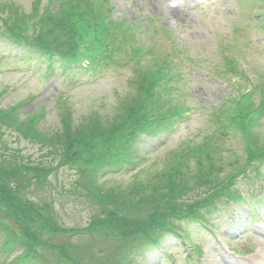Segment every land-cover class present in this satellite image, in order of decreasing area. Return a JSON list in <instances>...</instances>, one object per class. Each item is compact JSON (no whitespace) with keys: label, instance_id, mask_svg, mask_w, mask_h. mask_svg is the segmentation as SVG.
Wrapping results in <instances>:
<instances>
[{"label":"rangeland","instance_id":"1","mask_svg":"<svg viewBox=\"0 0 264 264\" xmlns=\"http://www.w3.org/2000/svg\"><path fill=\"white\" fill-rule=\"evenodd\" d=\"M85 1L79 0V3L74 5V9H77L76 6L79 5L78 10H82L85 14L86 8H89ZM160 1L111 0V3L114 4L116 15L121 17L125 15L129 21H139L146 19L145 12L146 15L160 14ZM58 2L60 0H0V8L8 7L9 11L3 13L11 15L12 28L21 31L22 28L24 30V26H27L32 31V35L43 37L52 42L53 48L60 49L69 46V41L61 26L62 14L59 12ZM105 7H107V0L99 2L94 13H98ZM237 9L238 12L233 17L237 20L235 26L230 18L215 17L213 19L214 25L219 28L218 32L213 26L196 22L192 16L187 19L178 14L180 29L185 37L183 41L189 44V50L196 60L200 59V55L206 60L197 65L192 63L182 65L185 80L177 79L173 82L172 92L176 98L175 102L165 103L162 107L156 105L154 115L158 118L165 112H178L181 106L187 107L189 112L186 116L179 118L173 129L154 135L153 130L148 128L151 121L146 118L154 105L150 104L145 108L143 94L152 86L157 58L167 61L164 54L168 51L169 45L164 42V30L157 26L153 28L151 25L149 36L153 34V30L157 31L153 36L154 39L148 42L140 39L133 43V45H148L140 61L136 62L125 49H122L113 55H108L102 62V67L99 68L98 76H94V72L79 74L82 82L76 84L68 82V77L62 69L56 71L54 78L47 80L41 75L39 67L29 65V57L26 58L27 61H22L27 54L22 56L23 52L19 54V50L24 48L29 50V48L16 42L6 47L0 41V156H7L9 153L13 161L21 164H25L23 158L26 157V162L32 165L36 162V158L41 156L39 147H43L44 153H50L49 151L54 150L56 144L62 146L67 143L68 138L98 134L104 130L110 131L114 126L122 125H125L123 130L116 128L110 132H112L111 143L124 147L130 142L134 143L130 135L140 122H144L147 129L140 131L143 134L141 139L144 151L149 155L148 159L138 172L125 171L101 181L102 189L109 192L111 197L127 196L129 200L133 199L134 196L136 197L135 187L138 186L142 191L136 198H141L153 190L155 185L168 184L170 180L176 185L196 188L199 182L203 184L227 178L230 180L229 176L238 169H244L247 163H251L254 167L256 161L264 159V115L257 120L258 126L248 128L251 136L244 137L240 134L239 128L235 131L228 123V116L233 110L228 113L227 107L221 108L225 99L229 97L235 105L239 106L238 99L231 96L237 95L239 93L237 90L245 89L246 85L242 86L234 82L235 80L230 81L228 76L224 75L222 58L220 60L222 57L220 45H236L238 53H241L237 63L247 69L252 82L264 78V42L259 43L255 40L257 35H262L263 38L264 27L252 25L244 34L241 33L247 40L240 37L241 31L238 28L241 22H245L242 20L244 13V20L251 16L250 12H247V5ZM258 13L259 17L254 21H258L260 25L264 22V0H261ZM19 15H25V17L27 15L30 23L26 18L25 24H22L18 19ZM74 17H71L72 22L77 21ZM38 21L42 23L38 25ZM5 23V19L0 21L1 31H6ZM145 26L148 27V22ZM134 29L140 31L142 28L134 25ZM112 35L116 40L115 29ZM142 36L145 38L146 33ZM204 50L205 52H201ZM167 66L176 67L174 71L180 70V67L174 64ZM165 71L168 74V69ZM171 80L172 77L169 74L167 81L158 80L156 91L165 93V85ZM29 94L33 97L29 98ZM62 100L64 102L66 100V103L72 106L64 104ZM261 100H264V93L259 92L245 100L246 112L250 114L251 104L255 103L258 107L257 104ZM133 105H138V108H131ZM241 116L242 113L235 114L236 118ZM172 118L170 117L171 120ZM131 119L133 122H129ZM156 124L163 125L161 121ZM69 128L73 130L72 137L68 136ZM145 133L150 134L151 137ZM254 139L259 151H255L251 145ZM245 141H248V144ZM73 142L82 143L77 139H73ZM92 143L96 141H91L90 145ZM48 144L50 145L47 149ZM83 146L80 145L79 148ZM82 150L90 151L88 147L74 148L68 154H62L60 161H76L81 157ZM195 155L196 159L193 158ZM177 157H186V159ZM248 157L249 160H247ZM213 159L214 163H207ZM248 173V177L238 181L239 190L242 191V195H245V199L233 202L222 201L206 215L216 224L219 236H215L207 229H202L204 227L193 221L186 222L185 219H180L177 223L188 229L191 233L190 240L182 242L172 236L165 237L163 246L170 254L166 262H162L163 259L160 258L162 257L160 254L163 255L162 251L149 245L152 257H149L148 262L144 260V264H237L239 261H235L231 255L228 256L227 250L241 251L246 239L251 235L255 241L259 242V247L262 249L260 253L264 256V243H261V240L264 241V231L255 229L259 233L256 234L249 229L252 219H258L253 218L250 207L256 204L253 203L257 199L256 193H264V165L261 175H255L252 170ZM52 176L54 173L49 175L50 180L47 184L31 182L24 188L23 194L29 198L30 202L46 211H48L49 198L56 199L58 211L55 219L65 226H83L90 215L93 216L95 212L100 211V203L94 196L75 186L72 170L60 169L57 176L53 177L59 186L54 184ZM23 179L24 176L19 180ZM26 211L37 217L23 214L13 218L10 215L3 221L15 227L17 233H21L23 237L28 235L38 238L41 235L31 244L30 259L37 257L36 253L46 252V259L50 264H71L64 259V254L55 248L54 242L62 244L72 241L78 245L74 251L84 256L82 263L94 264L95 258L80 243H90L99 233L90 235L80 231V234L71 236L70 233L65 232L58 236L53 230L45 228L41 222L45 219L47 222L51 221L48 214L40 216L29 206H26ZM5 213L3 212L0 218L5 216ZM147 213V211L137 210L133 216L141 219ZM260 220L264 221V217H260ZM23 222H27L28 226L22 232ZM244 235L245 238L242 237ZM5 236V233L2 237L0 235V264L10 263L20 247V245L4 247ZM192 242L200 246L202 254L194 253ZM252 249L255 250V248ZM188 255L191 261L187 259ZM20 261L21 259L15 260V264H27ZM30 262L33 263V260ZM247 262L248 258L244 256L242 263L247 264Z\"/></svg>","mask_w":264,"mask_h":264},{"label":"trees","instance_id":"2","mask_svg":"<svg viewBox=\"0 0 264 264\" xmlns=\"http://www.w3.org/2000/svg\"><path fill=\"white\" fill-rule=\"evenodd\" d=\"M77 9H74V5L68 4L65 7H62L59 9V12L62 14L61 16V22H62V27L65 30L64 33L68 37L69 44L71 45L73 43V39L71 38V33L70 30H72L73 27L78 26L83 22L85 19V14L82 12V10H78L80 8L79 5L76 6ZM0 16L2 17V20L5 19L6 23V31L1 32V38L2 39H8L10 41H22V45H28L29 47H39L41 49L47 48V47H52V42H50L47 39H43V37H37L35 34L32 35V31L27 27L24 26V30L22 33L21 31H17L14 28L11 27V15L3 13V12H8L9 9L7 8H0ZM72 9V12L70 13L69 10ZM12 12V10H11ZM72 16H75L74 19L77 20L76 22H72L71 18ZM17 17V16H16ZM15 17V18H16ZM26 18L29 19V17L26 15ZM19 19V18H18ZM17 20V19H16ZM20 21V20H19ZM22 24V21H20ZM30 23V19H29ZM41 21H38V25L41 24ZM37 26V25H36ZM42 35V33H39ZM7 41V40H6ZM39 54L40 51H36ZM41 56H37V60L35 61L36 63H39L41 61ZM15 111V110H14ZM111 131V130H110ZM108 130H104L99 132L98 134H91L88 136H80L78 137H72L73 135V130L69 128V134L72 137V139H77L82 143H77L76 145L82 144L85 147H88L90 152H100L104 147H107L110 140H111V134ZM91 137L93 139H91ZM92 143L90 145V143ZM103 153V152H102ZM99 153V154H102ZM96 155V154H95ZM91 156V155H90ZM92 157V156H91ZM178 158V157H177ZM180 159L185 160L186 157H180ZM84 164H81L79 166L78 171L80 172V175L77 179V184L85 187L88 189L91 193H93L102 203L101 206V212L102 214H94L88 228L91 229L92 225H97V226H102V224L105 222V220L109 218H114V219H120V218H128V219H136L130 216L131 211L134 208H138L141 206L142 209H147L148 213L145 217L141 218L144 219L143 221L139 222H146L148 221L149 217V211L150 208L152 207V195L154 196L153 199L155 202H157L158 206H164V196L167 195L169 198L167 199V202H172L173 195L180 193L184 191L186 188H190L191 186L187 185H176L173 184L172 181L170 180L168 184H160V185H155L153 187V190H151L146 196H143L141 198H136L138 197L139 193L142 191V189L138 186L135 187L136 189V197L134 196L133 199H128L127 196L124 198L121 197H111V194L109 192H105L101 186L97 185L94 183L92 180L91 176L88 173V168L84 166ZM9 167V169H8ZM14 169V165L11 164L10 160H0V201H3V204H7V206H4L7 211H10L9 214H13V217H17L23 212V206L21 202V198L18 196H21V193L15 191V187H13L12 180H15V173H11L10 170ZM25 175V181L31 182L33 176H37L39 174V170L35 168L34 172L32 174H28L25 170L23 171ZM170 174V173H169ZM21 179V178H20ZM17 188L19 187H24L19 182V180L16 182ZM2 186V187H1ZM196 187L203 188L202 183H198ZM21 202V203H20ZM98 215V216H97ZM97 216V217H96ZM165 218L164 217H158L153 220L154 223H160L164 222ZM94 222V223H93ZM136 223L135 221H131L130 224ZM129 224V225H130ZM151 224L148 223L145 226L141 227V230L143 231H148ZM149 235L150 233H145Z\"/></svg>","mask_w":264,"mask_h":264}]
</instances>
